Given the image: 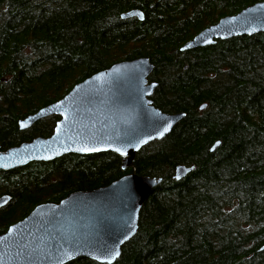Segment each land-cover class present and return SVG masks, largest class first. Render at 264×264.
<instances>
[{
    "label": "trees",
    "instance_id": "1",
    "mask_svg": "<svg viewBox=\"0 0 264 264\" xmlns=\"http://www.w3.org/2000/svg\"><path fill=\"white\" fill-rule=\"evenodd\" d=\"M263 0H0V151L54 133L59 115L19 121L114 63L148 57L162 111L185 116L163 139L0 169V235L38 204L136 173L162 181L113 264H264V32L185 43ZM133 10L138 16L124 17ZM202 106H206L202 109ZM178 165L192 167L177 179ZM66 264H108L82 257Z\"/></svg>",
    "mask_w": 264,
    "mask_h": 264
},
{
    "label": "water",
    "instance_id": "2",
    "mask_svg": "<svg viewBox=\"0 0 264 264\" xmlns=\"http://www.w3.org/2000/svg\"><path fill=\"white\" fill-rule=\"evenodd\" d=\"M132 16L143 19L140 10L124 15ZM260 32H264V0L223 16L187 41L183 49ZM153 69L148 57L119 61L21 119L20 128L27 129L42 118L60 116L51 136L0 151V169L49 162L67 154L107 151L124 156L123 167H128L143 146L163 139L185 116L164 112L153 104L150 96L158 85L148 80ZM191 170L178 165L177 179ZM161 181L130 173L106 186L72 192L59 202L38 204L0 235V264H66L82 257L115 263L123 245L138 232L144 201ZM9 201L8 195L1 196L0 209Z\"/></svg>",
    "mask_w": 264,
    "mask_h": 264
}]
</instances>
